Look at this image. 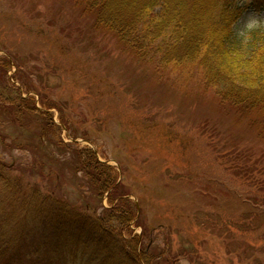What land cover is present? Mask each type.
<instances>
[{
  "label": "rangeland",
  "instance_id": "obj_1",
  "mask_svg": "<svg viewBox=\"0 0 264 264\" xmlns=\"http://www.w3.org/2000/svg\"><path fill=\"white\" fill-rule=\"evenodd\" d=\"M93 23L72 0H0V197L54 190L97 214L118 204L82 168L88 148L140 215L129 235L148 231L153 264H264L256 126L197 63L142 61ZM235 25L264 28V8Z\"/></svg>",
  "mask_w": 264,
  "mask_h": 264
},
{
  "label": "trees",
  "instance_id": "obj_2",
  "mask_svg": "<svg viewBox=\"0 0 264 264\" xmlns=\"http://www.w3.org/2000/svg\"><path fill=\"white\" fill-rule=\"evenodd\" d=\"M72 1L93 18L95 28L114 35L140 60L200 65L219 100L264 139V28L235 29L245 10L259 12L264 0ZM15 96L25 101L19 91ZM83 150L88 161L82 168L90 169L97 192L109 191L118 204L91 214L54 190L0 197V264H153L159 256L140 248L147 230L130 237L131 226L143 224L140 215L120 207L131 201L116 196L113 176H103L109 165Z\"/></svg>",
  "mask_w": 264,
  "mask_h": 264
}]
</instances>
